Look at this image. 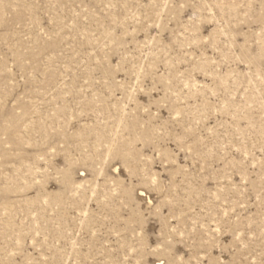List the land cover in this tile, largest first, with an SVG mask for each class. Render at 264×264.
Listing matches in <instances>:
<instances>
[{
  "label": "rangeland",
  "instance_id": "rangeland-1",
  "mask_svg": "<svg viewBox=\"0 0 264 264\" xmlns=\"http://www.w3.org/2000/svg\"><path fill=\"white\" fill-rule=\"evenodd\" d=\"M0 264H264V0H0Z\"/></svg>",
  "mask_w": 264,
  "mask_h": 264
}]
</instances>
